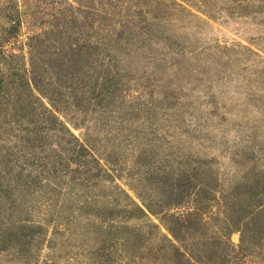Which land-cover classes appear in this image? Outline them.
Wrapping results in <instances>:
<instances>
[{
	"label": "rangeland",
	"instance_id": "obj_1",
	"mask_svg": "<svg viewBox=\"0 0 264 264\" xmlns=\"http://www.w3.org/2000/svg\"><path fill=\"white\" fill-rule=\"evenodd\" d=\"M235 197L264 201V0H0V264H170V214L216 236Z\"/></svg>",
	"mask_w": 264,
	"mask_h": 264
},
{
	"label": "trees",
	"instance_id": "obj_2",
	"mask_svg": "<svg viewBox=\"0 0 264 264\" xmlns=\"http://www.w3.org/2000/svg\"><path fill=\"white\" fill-rule=\"evenodd\" d=\"M238 202L236 197L233 198V201L226 202L230 205V210L216 236L193 241L188 240L185 236L187 230L193 229L196 220L191 219L190 213H185V215L170 214L169 218L173 224L169 222V226H166L165 223V227L171 235V239L168 240L172 253L170 264H241L242 259L238 258L239 254L241 255L244 251L263 250L264 201L257 204L240 203V206ZM142 203L143 208L137 205L142 214L145 213V210L153 214L159 213L154 211L144 200ZM161 221L164 223L163 218ZM232 232H239V242L236 245L229 241V235ZM233 249L234 254L231 253Z\"/></svg>",
	"mask_w": 264,
	"mask_h": 264
}]
</instances>
